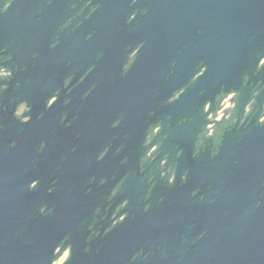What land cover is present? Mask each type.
Instances as JSON below:
<instances>
[{
  "label": "water",
  "instance_id": "water-1",
  "mask_svg": "<svg viewBox=\"0 0 264 264\" xmlns=\"http://www.w3.org/2000/svg\"><path fill=\"white\" fill-rule=\"evenodd\" d=\"M41 1L14 0L13 10L19 8L24 13V32L35 29L32 41L36 50L49 57L48 38L63 0H56L36 14L35 7ZM128 1H97L102 8L95 12L93 24L101 30L90 45L96 48L98 37L107 30L110 40L95 68L84 79L89 84L98 83L83 100L82 110L97 106L103 118L107 114H122L118 127L129 135L126 145L132 146L142 135L151 111L160 108L186 113L212 101L223 86L240 80L246 63L250 66L261 58L253 56L252 48L264 41V0H138L137 6L149 9L131 31L125 23ZM35 20L38 23L33 24ZM139 44L142 46L135 61L123 73L120 69L125 47ZM54 50L58 59L53 64V75L68 60V38L60 40ZM91 53L83 60H91ZM200 62L206 66L200 81L161 108L193 75ZM59 109L60 102L38 123L19 124L5 119V130L0 131V264H51L55 248L66 237L67 243L73 244V252L64 264H126V240L141 252L150 250L144 260L139 261L138 257L134 264H264V123L245 130L238 142H224L220 152L228 151L231 164L212 183L214 191L203 208L206 232L195 244L187 245V228L179 239L173 226L163 225L159 228L163 243L156 252L152 246H146L145 216L139 215L134 222L139 229L105 255L93 248L84 253V233L78 232L89 203L88 196L82 193L83 174L90 166L84 149L78 153L81 165L74 158L65 159L57 182L49 186L50 158L57 161L66 154L68 139L62 125H58ZM23 132L27 136L20 139V146L10 148L7 137ZM38 138L46 144L38 165L42 182L28 193ZM57 150L60 153L54 155ZM49 187L54 189L47 194ZM38 202L53 208L44 211L27 228L25 221ZM17 216L18 223L25 222L18 230L9 223Z\"/></svg>",
  "mask_w": 264,
  "mask_h": 264
},
{
  "label": "flooded vegetation",
  "instance_id": "flooded-vegetation-1",
  "mask_svg": "<svg viewBox=\"0 0 264 264\" xmlns=\"http://www.w3.org/2000/svg\"><path fill=\"white\" fill-rule=\"evenodd\" d=\"M55 1L42 0L35 7L36 14ZM97 1L63 0L60 3V14L48 38L46 52L49 57H44L32 41L35 29L24 32L26 18L19 8L13 10L14 0H0V131L5 130V119L19 124L38 123L60 102L56 117L68 139L66 154L57 161L55 157L50 158L49 186L57 182L65 159L74 158L81 165L78 153L84 149L90 159L82 179V193L88 196L89 203L78 230L79 235L84 233V253L93 248L96 253L106 255L116 245H122L127 236L139 229L134 223L139 215L145 216L146 246H152L156 252L163 243L159 228L168 224L179 233V239L187 228V245L192 246L206 232L203 208L214 191L212 183L231 164L228 151L220 152L224 142H238L245 130L264 123V67L259 70L264 65V41L257 42L252 48L253 56H261L257 66L250 68L246 63L239 81L223 86L212 101L186 113L156 108L150 112L137 144L127 146L129 135L118 127L122 114H107L103 118L98 114L97 106L90 111L82 110L83 100L98 83L89 84L84 79L95 68L110 40L107 30L98 37L96 48L90 45V40L101 30L95 29L98 26L93 24L95 12L102 8ZM137 1L127 2L125 23L130 31L149 9L148 6H137ZM67 38L68 60L61 71L53 75L58 54L52 49ZM141 46L125 47L120 71L126 73L129 70ZM89 52L93 54L91 60H83L84 56L89 57ZM205 70V63L200 62L193 75L164 101L161 108L199 82ZM36 88L47 89L35 92ZM26 89L30 90L26 93ZM61 131L59 127L58 134ZM24 136L27 135L23 132L7 137L9 147L20 146ZM45 145V141L37 139L30 167L33 180L28 193L42 182L38 165ZM228 149L231 150V145ZM59 153L57 150L54 155ZM53 189L49 187L47 194ZM48 207L44 202L33 206L25 221L27 228ZM18 221L17 216L9 223L18 230L25 224ZM125 242L129 244L125 252L129 257L126 264H134L138 257L142 261L150 253V250H137L128 240ZM72 252L73 244L67 243V237L63 238L54 250L51 264H64Z\"/></svg>",
  "mask_w": 264,
  "mask_h": 264
},
{
  "label": "trees",
  "instance_id": "trees-1",
  "mask_svg": "<svg viewBox=\"0 0 264 264\" xmlns=\"http://www.w3.org/2000/svg\"><path fill=\"white\" fill-rule=\"evenodd\" d=\"M257 64H258V60L254 61V62H253V64H252V65H250V68L256 67V66H257ZM263 67H264V65H263V66H261V68H260L259 70H261ZM259 70H257L256 72H258ZM250 123H251V120H250ZM257 124H258V122H257Z\"/></svg>",
  "mask_w": 264,
  "mask_h": 264
}]
</instances>
